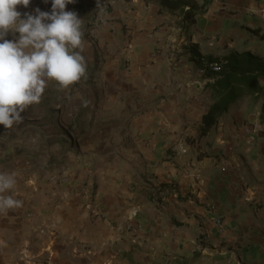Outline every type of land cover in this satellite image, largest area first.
Listing matches in <instances>:
<instances>
[{
	"label": "crops",
	"instance_id": "obj_1",
	"mask_svg": "<svg viewBox=\"0 0 264 264\" xmlns=\"http://www.w3.org/2000/svg\"><path fill=\"white\" fill-rule=\"evenodd\" d=\"M37 8L51 0L17 6ZM66 10L81 21L85 75L48 82L21 122L0 125V173L16 181L4 195L21 201L0 212V264H264V73L259 94L207 128L220 92L200 61L264 67V0Z\"/></svg>",
	"mask_w": 264,
	"mask_h": 264
},
{
	"label": "clouds",
	"instance_id": "obj_2",
	"mask_svg": "<svg viewBox=\"0 0 264 264\" xmlns=\"http://www.w3.org/2000/svg\"><path fill=\"white\" fill-rule=\"evenodd\" d=\"M73 2L51 0V11L37 8L22 17L17 6L27 8L30 0H0V125L21 122L48 82L65 90L85 75L81 21L66 10ZM9 33L15 39H7ZM15 183L14 175L0 173V212L20 207V200L4 195Z\"/></svg>",
	"mask_w": 264,
	"mask_h": 264
},
{
	"label": "trees",
	"instance_id": "obj_3",
	"mask_svg": "<svg viewBox=\"0 0 264 264\" xmlns=\"http://www.w3.org/2000/svg\"><path fill=\"white\" fill-rule=\"evenodd\" d=\"M263 73L264 67L258 66L255 70H251L249 65L239 67L235 59L229 58L223 70L217 74L218 76L213 82L214 88L220 92V96L204 115L205 126L207 128L211 127L216 116L221 111L228 109L231 102L252 92L259 94L262 88L258 84V77Z\"/></svg>",
	"mask_w": 264,
	"mask_h": 264
},
{
	"label": "built area",
	"instance_id": "obj_4",
	"mask_svg": "<svg viewBox=\"0 0 264 264\" xmlns=\"http://www.w3.org/2000/svg\"><path fill=\"white\" fill-rule=\"evenodd\" d=\"M107 8V5L104 6H95L92 5L89 8V13L91 16H94L95 14H97L100 10H105ZM200 61L202 62V70L204 72H208V71H212V72H216L219 73L223 70L224 65L221 62L218 61H214V60H210L206 57H200ZM204 85H206V83H204ZM203 92H204V98L207 102L211 101V97H210V91L207 89L206 86H204L203 88ZM248 131L252 130L251 127L247 128ZM217 222L221 225L222 221L217 219ZM223 228V227H222Z\"/></svg>",
	"mask_w": 264,
	"mask_h": 264
},
{
	"label": "rangeland",
	"instance_id": "obj_5",
	"mask_svg": "<svg viewBox=\"0 0 264 264\" xmlns=\"http://www.w3.org/2000/svg\"><path fill=\"white\" fill-rule=\"evenodd\" d=\"M72 139H73V142H74V137ZM68 177H69V174L62 176L63 182H65L66 181V178H68Z\"/></svg>",
	"mask_w": 264,
	"mask_h": 264
}]
</instances>
